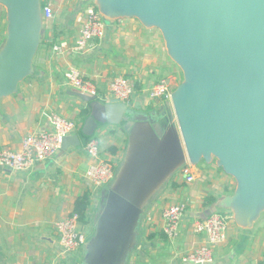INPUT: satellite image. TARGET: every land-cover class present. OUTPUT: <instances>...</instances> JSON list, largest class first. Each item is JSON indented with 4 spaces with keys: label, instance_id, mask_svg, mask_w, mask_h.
Returning <instances> with one entry per match:
<instances>
[{
    "label": "water",
    "instance_id": "water-1",
    "mask_svg": "<svg viewBox=\"0 0 264 264\" xmlns=\"http://www.w3.org/2000/svg\"><path fill=\"white\" fill-rule=\"evenodd\" d=\"M43 1L0 0L6 13L0 101L17 95L35 73L45 29ZM86 2L107 27L136 19L157 29L183 79L171 94L174 118L164 122L140 114L123 118V106L93 105L94 129L96 121L106 122L99 115L112 120L115 113V121L129 120V141L103 196L83 264H127L144 210L187 164L215 163L236 181L234 193L219 201L214 213L229 214L239 228L252 230L264 217V0ZM78 94L89 102L97 99ZM79 146L78 134L66 136L60 153Z\"/></svg>",
    "mask_w": 264,
    "mask_h": 264
},
{
    "label": "crops",
    "instance_id": "crops-1",
    "mask_svg": "<svg viewBox=\"0 0 264 264\" xmlns=\"http://www.w3.org/2000/svg\"><path fill=\"white\" fill-rule=\"evenodd\" d=\"M45 1L52 4L55 14L45 21L34 59L35 73L21 84L17 95L0 101V150H18L27 135L51 130V113L76 124L71 135L80 136L81 146L24 171L0 167V264H83L103 208V196L111 183L95 188L88 181L86 173L93 161L85 151L86 144L88 139L98 138L101 158L111 160L115 175L129 141L125 128L129 120L115 121V113L110 116L112 120L99 115L106 122L96 121L94 129L89 121L93 105L123 106V118L140 114L164 122L173 117L171 105L153 102L150 89L162 80L174 88L182 74L169 58L161 33L145 28L136 19L113 22L106 35L93 41L86 52H74L92 4L86 0ZM5 34L6 13L0 7V44ZM55 45L62 46L65 53L55 56ZM71 67L97 85L96 101L83 99L69 86L65 75ZM120 76L133 84L135 92L130 101H117L116 105L108 88L110 81ZM85 129L88 137L81 135ZM190 173L192 182L183 171L175 174L146 207L127 264H193L184 262V256L206 242L205 234L193 233V224L213 214L217 203L234 193L236 181L215 163H202L192 167ZM85 194L91 195V202L87 224L79 222V227L86 234V243L80 250L65 251L58 240L56 223L76 213L77 202ZM179 202L186 203L187 210L179 235L170 239L163 231L162 211L164 206ZM213 254L209 264L264 263V217L252 230L241 229L231 220L227 242Z\"/></svg>",
    "mask_w": 264,
    "mask_h": 264
},
{
    "label": "built area",
    "instance_id": "built-area-1",
    "mask_svg": "<svg viewBox=\"0 0 264 264\" xmlns=\"http://www.w3.org/2000/svg\"><path fill=\"white\" fill-rule=\"evenodd\" d=\"M45 21L54 18V8L51 3L43 1ZM107 23L100 17L96 8L92 5L88 8L85 20L80 29V35L72 50L77 53L87 51L90 44L102 39L105 35ZM55 56L65 53L60 45L53 47ZM67 83L78 93L89 97H97V85L87 81L81 70L70 68L66 73ZM175 89L167 81L162 80L154 84L150 89V99L155 103H171V94ZM109 97L113 100L128 102L132 98L135 88L133 84L123 76L113 78L109 83ZM48 119L52 125L49 131H41L27 135L18 150H0V167L13 171H24L35 163L53 159L61 151L63 139L76 130V124L59 114L51 113ZM85 151L93 164L89 167L86 177L95 188L105 187L114 177L115 166L111 160L101 158V147L98 138H91L86 144ZM187 164L183 172L187 175V181L192 182L190 169ZM187 210L186 203H172L164 206L162 217L165 221L163 231L170 239L179 235L180 226ZM233 217L229 214L213 213L203 220H197L192 231L195 234H205L206 242L203 246L190 251L184 256V262L193 264H209L214 260L213 251L224 245L228 240L230 221ZM234 222V221H233ZM56 232L59 243L65 251H76L84 247L86 234L79 227V215L73 212L70 216L56 223ZM254 264V263H249Z\"/></svg>",
    "mask_w": 264,
    "mask_h": 264
},
{
    "label": "trees",
    "instance_id": "trees-1",
    "mask_svg": "<svg viewBox=\"0 0 264 264\" xmlns=\"http://www.w3.org/2000/svg\"><path fill=\"white\" fill-rule=\"evenodd\" d=\"M87 113V112H86ZM90 140V139H88ZM90 194H85L82 198H80L77 202V205H76V213L79 215V222L83 223V224H87V211H88V208L90 206ZM210 203H213L212 202H209ZM264 264V263H262Z\"/></svg>",
    "mask_w": 264,
    "mask_h": 264
},
{
    "label": "rangeland",
    "instance_id": "rangeland-1",
    "mask_svg": "<svg viewBox=\"0 0 264 264\" xmlns=\"http://www.w3.org/2000/svg\"><path fill=\"white\" fill-rule=\"evenodd\" d=\"M48 23V22H47ZM182 79H183V76H182V74H180V76H179V78H178V84H180L181 82H182Z\"/></svg>",
    "mask_w": 264,
    "mask_h": 264
}]
</instances>
